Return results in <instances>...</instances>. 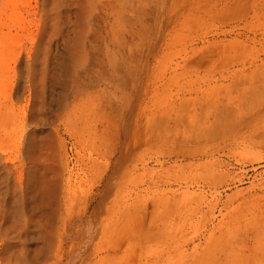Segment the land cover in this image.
<instances>
[{"label":"rangeland","instance_id":"1","mask_svg":"<svg viewBox=\"0 0 264 264\" xmlns=\"http://www.w3.org/2000/svg\"><path fill=\"white\" fill-rule=\"evenodd\" d=\"M110 3L59 67L88 105L87 146L62 138L89 212L105 192L102 264H264V0Z\"/></svg>","mask_w":264,"mask_h":264},{"label":"bare ground","instance_id":"2","mask_svg":"<svg viewBox=\"0 0 264 264\" xmlns=\"http://www.w3.org/2000/svg\"><path fill=\"white\" fill-rule=\"evenodd\" d=\"M95 1L36 0L29 26L25 6L0 0V264L103 263L105 192L89 212L88 163L74 171L62 138L87 146L88 105L59 71L93 46L90 24L108 20L110 0Z\"/></svg>","mask_w":264,"mask_h":264}]
</instances>
